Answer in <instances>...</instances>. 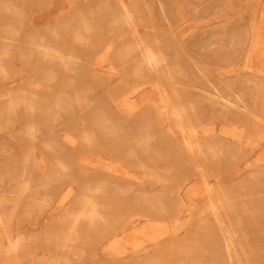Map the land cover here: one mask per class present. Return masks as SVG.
<instances>
[{"label": "rangeland", "instance_id": "rangeland-1", "mask_svg": "<svg viewBox=\"0 0 264 264\" xmlns=\"http://www.w3.org/2000/svg\"><path fill=\"white\" fill-rule=\"evenodd\" d=\"M263 8L264 0H0V264H142L132 259L141 236L113 222L129 216L142 237L158 238L155 264H260L264 55L251 67L245 55L252 13ZM44 45L75 66L51 61ZM169 127L184 132L180 142L161 139ZM165 148L200 167L168 168ZM251 162L231 183L230 169ZM86 191L107 205L106 225L89 229L71 213ZM144 210L151 216L135 215Z\"/></svg>", "mask_w": 264, "mask_h": 264}, {"label": "bare ground", "instance_id": "bare-ground-1", "mask_svg": "<svg viewBox=\"0 0 264 264\" xmlns=\"http://www.w3.org/2000/svg\"><path fill=\"white\" fill-rule=\"evenodd\" d=\"M232 4V3H231ZM264 9V8H263ZM259 11V10H258ZM257 14H260V13H257V12H253L252 13V17L254 18V29H255V31H252L251 32V37H250V39H251V42H250V45H249V48H248V50H246V59H247V61H246V65H248L249 64V66L250 65H252L253 66V61L255 60V57L259 54V55H261L260 57L261 58H263L262 57V55H264V52L262 51V49H261V47L263 46L264 47V42L262 41V35H261V32H262V29L263 28H261V24H260V19H262L263 17H259ZM262 14H264V13H262ZM262 14H260V15H262ZM257 15V16H256ZM163 16V15H162ZM43 20H45V19H39V20H37V22H34V24L35 23H37V25H40V24H42V22H43ZM259 20V21H258ZM262 22H264V20L262 21ZM256 41V42H255ZM262 41V42H261ZM42 49H44V50H48L51 54H48L47 55V57L51 60V61H54V62H56V63H58L60 66H63V67H65V66H70L69 64V62L70 61H72L73 63H74V66H75V61H73L74 59L73 58H71V57H68V58H66V57H64V56H62V55H60V53H58L55 49H50L47 45H44V47L42 48ZM139 54H141L142 55V60L143 61H145V62H150V56H149V51L146 49V47H143V50H142V52L141 53H139ZM258 57V56H257ZM46 58V57H45ZM140 59V58H139ZM138 59H136V61H137ZM263 62H264V58H263V60H262ZM261 60H260V62H262ZM260 62H258L259 64H260ZM144 63V62H143ZM245 63V62H244ZM260 65H263L264 66V64H260ZM74 66H72V67H74ZM136 66V65H135ZM133 67V69L135 70L136 69V67ZM251 67V66H250ZM253 69H255V67L253 68ZM96 70V69H95ZM255 70H257V69H255ZM258 70H259V68H258ZM173 81H174V79L169 75V77H168V79L166 80V83L167 84H169V85H173V87H169V89L170 90H172V91H174V89H176L177 87H174V86H179L180 84L178 83V82H175V83H173ZM178 89V88H177ZM140 95V94H139ZM142 95H143V93H142ZM147 96V95H146ZM149 99H151V98H149ZM216 99V98H215ZM223 102V101H222ZM231 109H233V108H231ZM240 113V112H239ZM241 114V113H240ZM174 117L176 118L177 117V114L176 113H174ZM158 125H160V127L162 128H166L167 126H168V123H166V121H162V122H160V123H158ZM168 128V127H167ZM180 136V137H179ZM181 136H184V132H182V131H179V132H177V131H174V129H171V127H169V130L168 131H164V133L162 134V137H161V139H163V140H166V138H167V141H173V142H176V143H178V142H180L179 140L180 139H182L181 138ZM155 147H158V146H155ZM259 147H260V144H258V148L256 149V150H254V151H252L251 152V154H254L255 156H258V153L259 152H257L258 150H259ZM157 150H160V148H156ZM174 149H176V148H174ZM188 150L190 149V150H194V149H192V148H187ZM165 150H166V154H165V156H169V158H171L172 160H169V162H167V164H166V166L168 167V168H170V169H173V170H178V169H180L181 167H183V168H185V170H188L189 168H192V166H194L195 168H199L200 167V165H199V162L198 161H196L195 159H194V157L195 156H193V155H189L191 158H192V161H191V163H188V162H186V164H184V163H182L183 161L178 157L179 156V152H180V150H178V148H177V150H178V152L177 151H174V150H172V149H169V148H165ZM150 151V150H149ZM170 151H172V152H174L175 154H170ZM152 152V151H151ZM190 152V151H189ZM190 154H191V152H190ZM199 157H200V155H198ZM7 156H5V158H6ZM174 157H176V158H174ZM178 158V159H177ZM201 158V157H200ZM175 159V160H174ZM252 164V162L251 163H248V165L247 166H245L244 168H242L241 166H234V167H232L230 170H232L233 171V173L231 174V175H235V178H233V179H231V178H229V179H231L230 180V182L232 183V182H234V181H239V179L241 180V181H243L244 179H245V177L244 178H242L241 179V177L246 173V171H249V170H254L255 168H252L251 165ZM84 167H86V166H84ZM246 169V170H245ZM122 171V170H121ZM113 175V174H112ZM121 176H122V174H120ZM118 176V175H117ZM230 176V175H229ZM229 176H227L226 178H228ZM233 177V176H232ZM128 179V178H127ZM223 179V178H222ZM114 183L116 182V181H113ZM158 182V181H157ZM222 182H221V180L219 179V180H216L215 181V185L218 187L219 186V184H221ZM263 183H264V181H263ZM222 185V184H221ZM197 186H198V184L197 183H195V184H192V185H190L189 187H188V189L190 188V190L192 189L193 190V188H197ZM219 188V187H218ZM209 189L211 190V188L209 187ZM187 190V189H186ZM97 191H99V189H97ZM96 191H94V192H90V191H86V193H87V195L84 193V195H85V197H84V204L78 209V210H76V211H74V212H71L72 214H73V216L74 217H76L77 219H84L83 220V222H85L86 220L87 221H89V222H87L86 224H87V226L89 227V229H95V227H97L98 226V224L100 223V225L102 224V225H106V222L108 223L109 221H108V219H107V215H106V213L107 212H105L104 210H103V207H106L107 205L106 204H101V203H98L97 201H95V195H90L89 193H95ZM153 194H155L156 195V192H152ZM182 193V192H181ZM209 194H211L210 192H209ZM190 196H192L191 194H189V193H187V191H185L184 192V194H183V198L182 199H184V201H185V199L186 198H188V197H190ZM203 197V196H202ZM210 197V196H209ZM212 197V196H211ZM210 197V198H211ZM258 199H259V204H261L262 205V208H263V218H261V216L259 215V222H261V221H264V189H262V191H260L259 190V197H258ZM94 202H96L97 203V207L94 205L93 206V204H94ZM93 203V204H92ZM102 208V209H101ZM225 211V210H224ZM102 213V214H101ZM105 213V214H104ZM151 213H152V211L151 210H144V211H140V212H137V213H135V215H137L138 216V218H144V217H150L151 216ZM105 216V218H103L102 216ZM75 218V219H76ZM88 218V219H87ZM114 222V224L115 223H117V232H120L121 233V235L122 234H124L125 235V237L126 236H132V237H134L135 239L138 237V236H141V241L139 242V243H137V242H134V243H137L135 246H134V249L136 250L135 252H134V254H135V256H133V260L134 261H137V262H139V263H142V264H148V263H156L157 261H159V257L157 256H155V255H157L158 253H159V251H157V250H159L160 249V245H159V243H157L158 241H156L157 239H155L154 241L152 240H150L148 237L146 238L144 235H143V237H142V234H143V229H144V226H139L140 225V222H139V219H134L133 217H131V216H129L126 220H124V221H122V222H120V223H118V222H115V221H113ZM180 222V221H179ZM144 223V222H143ZM223 228L225 229V230H227V227L226 226H223ZM163 230V229H162ZM153 232V231H152ZM166 233H167V231H166ZM154 234V233H153ZM161 234V233H160ZM260 237H259V245H258V249H259V257H260V260H259V262H260V264H264V230H262V231H260ZM73 235V234H72ZM120 235V236H121ZM149 235H150V233H149ZM151 236V235H150ZM187 236V234H185L184 236H183V238L182 239H184L185 237ZM163 237V236H162ZM161 237V238H162ZM122 238V237H121ZM154 238H155V236H154ZM160 238V239H161ZM175 238L176 239H178V236L177 235H173V239L175 240ZM227 239H228V242H233L232 241V236L229 234L227 237H226ZM121 241V240H120ZM119 241V242H120ZM216 242H218L217 240H215ZM123 242V241H122ZM145 242H149V243H151L152 245L151 246H154L153 248H152V250H147V249H144V248H146V245H145ZM118 243V242H117ZM116 243V244H117ZM64 245H62V247H63ZM114 246V245H113ZM117 248H118V246H117ZM115 249V248H114ZM142 249H144V250H142ZM120 250V249H119ZM142 251L141 253H139V251ZM130 251V250H129ZM130 252H132V251H130ZM84 254H85V251H84ZM131 254V253H130ZM153 254V255H152ZM127 256V255H126ZM129 256V255H128ZM151 257H153L152 259H150ZM102 259V258H101ZM54 264L56 263L55 261L53 262ZM138 264V263H137Z\"/></svg>", "mask_w": 264, "mask_h": 264}]
</instances>
